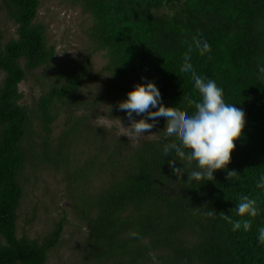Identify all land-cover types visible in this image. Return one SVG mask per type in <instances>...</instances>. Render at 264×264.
Segmentation results:
<instances>
[{
    "label": "trees",
    "instance_id": "1",
    "mask_svg": "<svg viewBox=\"0 0 264 264\" xmlns=\"http://www.w3.org/2000/svg\"><path fill=\"white\" fill-rule=\"evenodd\" d=\"M76 1L92 16L91 40L108 53L111 92L153 82L165 107L179 109L199 98L180 71L187 57L197 74L224 89L227 102L243 109L244 136L228 166L238 175L229 179L219 170L211 182L185 183L187 175L179 180L174 172L183 165L162 154L166 137L137 145L112 139L92 124L98 112L71 121L52 143L56 101L99 75H86L89 58L85 72L72 62L66 85L53 84L34 111L22 105L27 73L48 67L56 51L48 46L47 27L36 23L39 0H2L18 37L4 45L0 30V264H47L64 232L66 217L43 242L18 236L28 165H48L63 175L73 210L88 226L86 264H152V256L160 264H264V245L256 239L264 225V190L256 187L264 174V79L258 74L264 66V0ZM201 40L211 46L203 56L195 49ZM83 143L89 155L77 164L75 151ZM102 178L108 179L104 188L90 192L92 181ZM241 196L256 201L257 216L247 217L250 231L233 232L219 214L241 219L232 214ZM210 210L217 215H206Z\"/></svg>",
    "mask_w": 264,
    "mask_h": 264
},
{
    "label": "rangeland",
    "instance_id": "2",
    "mask_svg": "<svg viewBox=\"0 0 264 264\" xmlns=\"http://www.w3.org/2000/svg\"><path fill=\"white\" fill-rule=\"evenodd\" d=\"M39 1L36 23L47 27L48 46L55 48L56 55L48 67L27 73L25 81L20 85L23 93L21 104L34 111L40 95L47 93L53 84L58 87L66 85L68 76H64L65 69L72 62L85 72L83 65L89 58L91 63L86 75H99L98 79L82 85L76 95L56 101L52 112L58 119L53 125L52 143H57L58 138L69 130L71 121L90 112H98L99 115L93 118L92 124L102 127L112 139L124 138L137 145L159 137L165 127L160 118L156 126L139 139H132L131 133L126 129L130 122L126 113L117 106L127 98V93L110 91L112 77L106 71L109 56L106 50L97 48L91 40L89 32L93 25L92 16L83 9L81 3L76 0ZM17 29L18 26L8 18L0 0V30L4 45L17 39ZM22 65L24 66V62ZM3 79L4 74L0 71V87ZM116 108L117 113H113ZM72 112L75 114L72 115ZM135 118L139 120L142 117ZM82 145L85 147H77L75 151L77 164H81L89 155L87 145ZM107 181L104 178L93 180L90 192L96 193L103 189ZM23 184L24 198L18 212V236L43 242L54 230L56 223L66 217L60 243L50 251L47 264H86L83 249L88 237V226L77 218L73 210L63 175L48 165H28Z\"/></svg>",
    "mask_w": 264,
    "mask_h": 264
},
{
    "label": "clouds",
    "instance_id": "3",
    "mask_svg": "<svg viewBox=\"0 0 264 264\" xmlns=\"http://www.w3.org/2000/svg\"><path fill=\"white\" fill-rule=\"evenodd\" d=\"M195 49L203 56L210 52L211 46L206 40H201L196 42ZM180 71L192 81L199 98L190 101L187 99L179 109L165 107L155 83H136L133 90L127 93V98L117 106L126 113L130 122L126 129L131 133L132 139H139L156 126L159 118H164L165 127L160 133L169 142L161 146L162 154L173 163L183 165L174 168V172L179 180H184L186 174L185 183L205 180L211 182L215 180V173L219 170H224L229 179L237 176L228 166L236 150V142L244 136L246 113L236 103L227 102L224 89L214 79L197 74L187 57ZM258 74L260 79H264V66H258ZM146 79L142 77V80ZM135 117L142 118L137 120ZM256 187L264 190V174L259 176ZM232 214L241 219H233V215L224 213L219 216L231 225L233 232L241 229L244 232L250 231L252 224L247 217L257 216L256 201L248 196H241ZM206 215L217 214L210 210ZM256 239L258 245H264V225L258 226ZM152 264H160L155 256H152Z\"/></svg>",
    "mask_w": 264,
    "mask_h": 264
}]
</instances>
